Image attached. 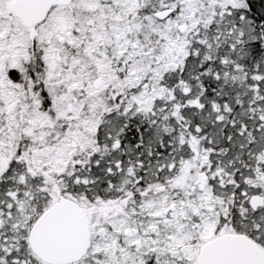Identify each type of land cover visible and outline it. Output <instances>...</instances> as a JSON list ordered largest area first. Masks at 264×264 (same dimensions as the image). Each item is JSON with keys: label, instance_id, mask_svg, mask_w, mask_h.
Returning a JSON list of instances; mask_svg holds the SVG:
<instances>
[{"label": "snow or ice", "instance_id": "1", "mask_svg": "<svg viewBox=\"0 0 264 264\" xmlns=\"http://www.w3.org/2000/svg\"><path fill=\"white\" fill-rule=\"evenodd\" d=\"M0 264H264V0H0Z\"/></svg>", "mask_w": 264, "mask_h": 264}]
</instances>
